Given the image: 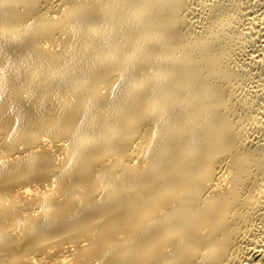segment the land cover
Returning <instances> with one entry per match:
<instances>
[{"label":"bare ground","instance_id":"1","mask_svg":"<svg viewBox=\"0 0 264 264\" xmlns=\"http://www.w3.org/2000/svg\"><path fill=\"white\" fill-rule=\"evenodd\" d=\"M0 264H264V0H0Z\"/></svg>","mask_w":264,"mask_h":264}]
</instances>
